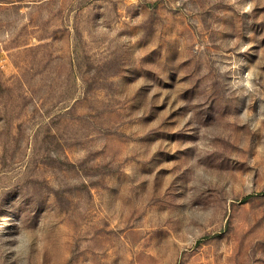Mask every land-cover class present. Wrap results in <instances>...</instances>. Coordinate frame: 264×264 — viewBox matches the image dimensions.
Here are the masks:
<instances>
[{"label": "rangeland", "instance_id": "374dc122", "mask_svg": "<svg viewBox=\"0 0 264 264\" xmlns=\"http://www.w3.org/2000/svg\"><path fill=\"white\" fill-rule=\"evenodd\" d=\"M0 264H264V0H0Z\"/></svg>", "mask_w": 264, "mask_h": 264}]
</instances>
